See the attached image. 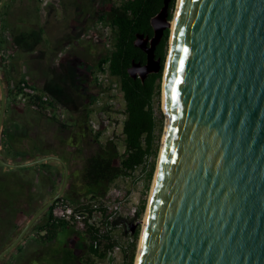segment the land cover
Here are the masks:
<instances>
[{
	"label": "water",
	"instance_id": "water-1",
	"mask_svg": "<svg viewBox=\"0 0 264 264\" xmlns=\"http://www.w3.org/2000/svg\"><path fill=\"white\" fill-rule=\"evenodd\" d=\"M169 3L150 19V38L136 35L133 45L146 62H132L133 79L161 69L155 49L170 28ZM6 99L0 74V136ZM162 115L137 264H264V0H177ZM44 162L62 167L60 187L0 261L62 198L69 179L66 162L54 155L19 164L0 157L7 168Z\"/></svg>",
	"mask_w": 264,
	"mask_h": 264
},
{
	"label": "rangeland",
	"instance_id": "rangeland-1",
	"mask_svg": "<svg viewBox=\"0 0 264 264\" xmlns=\"http://www.w3.org/2000/svg\"><path fill=\"white\" fill-rule=\"evenodd\" d=\"M120 1L122 0H61V5L63 4L64 6L66 4L72 9H76L77 7L85 8L86 4V9L88 8L87 11L91 14L87 17L85 27L76 23L74 28L69 26V28L66 27L65 30L61 31L60 36L62 33H65L61 41L68 40L71 42L68 49H65V46H63L65 42L54 41V39L59 38V33L53 35L54 32H51L50 29L47 28V32L46 28L43 29L40 21L43 15V8L37 5L38 12L35 11V13L38 15L37 26L38 33L39 35L41 34L40 38L36 39L37 41L30 38L29 44L22 45L23 47L20 50L13 51L12 55L13 60L19 59L21 61V73L19 75L13 74L14 76L11 79H35L37 80L35 84L39 85V87L44 82L48 83L49 86L46 85L44 88L50 94V97L53 98L57 112L53 114L56 117V121L49 120L46 116L36 114L28 109L25 116L16 114L15 116L20 117L24 124H22L23 127L19 123L16 124L19 134L17 132L12 133L11 131L10 135L14 137V141H17V146L14 143L12 145L8 142V148H6L7 155L13 161L33 158L44 153H52L58 157L62 156V158H65L64 161L68 165L69 179L64 196L72 197L69 204L73 205V203H76V207L83 203L88 204L87 200L90 199L89 196H86V190L84 189L83 174L85 160L97 154L98 145L113 135L116 138L119 151L122 152L121 128L119 126L114 127L113 130H108L107 133L102 134L101 137L96 139L97 136H94L90 129L93 116L92 114L90 115L91 109L89 107V105L91 106L93 95H97L98 93V89L92 80L93 74L97 73V61L99 58L109 54L113 46V35L108 23L105 21L100 23L98 17L100 15L105 17L109 7ZM12 3V0L5 1L1 9V12H3H0L1 16L11 8ZM42 3L45 5L49 4L50 0H42ZM176 4L177 0H175L172 9L170 22L173 20ZM46 10L54 11V8L49 5ZM54 14L59 15L60 13L56 10ZM75 18L77 19L78 17ZM170 32L171 29L169 28V36ZM25 33L29 37L32 31L26 30ZM52 43H54L53 46ZM168 53L169 37L163 69ZM45 75L51 79L44 81ZM81 75L83 76L82 80ZM162 81L163 76L160 88L162 87ZM39 87L37 88L39 89ZM10 89L12 90L13 88ZM11 94L8 95L5 102L6 116L4 125H7L6 123L8 122V112L13 111L14 107H19L15 97ZM153 109L156 123L153 153L147 159L146 164L136 168L130 176L114 181L109 186L104 198L89 202L93 206L104 205L105 202L108 203L109 207H114L118 204V210L116 215H114V219L118 217L126 221L120 222V225H116L111 229V235L117 243V249L115 248L112 254L108 255V259L103 260L102 264H127L131 254V244L133 243L131 232L133 231L134 233L138 229L132 261V264H135L142 223L146 214L159 148L165 128V119L162 115L161 89L160 95L153 100ZM60 124H65L67 128L61 129ZM66 140L70 142L68 145ZM21 141H26V144L23 145ZM152 165L153 173L151 178L148 179V173ZM62 174L63 169L58 164L55 165V170L39 166L5 168L0 165V185L8 188L9 201H14V196L19 197L18 200L22 199L21 201H16L17 206L12 208V216L16 217L19 210H25L23 204L27 202L29 205L28 209L24 212L23 217H19L20 222L27 221L33 214V211L46 198H49L54 192L58 191ZM12 190H19V192L17 191V194H14ZM143 203L144 209L138 216ZM8 211H10V208ZM72 223L75 222L72 221ZM73 229L75 232L71 229L67 231L70 235L67 237L72 238L71 233L81 237L82 226L77 224ZM35 234L36 232L29 233V236L7 258L0 261V264H56L51 256L56 253L58 254V251L63 246V238L59 234L57 242L53 241L41 246L34 240ZM81 239L83 240V244L78 249L77 254L79 257L81 255V259L83 260L85 258L86 242H84L82 237ZM20 249H23V251L18 252ZM33 252L35 256L31 257V253ZM32 258L39 259V262L32 261Z\"/></svg>",
	"mask_w": 264,
	"mask_h": 264
},
{
	"label": "trees",
	"instance_id": "trees-1",
	"mask_svg": "<svg viewBox=\"0 0 264 264\" xmlns=\"http://www.w3.org/2000/svg\"><path fill=\"white\" fill-rule=\"evenodd\" d=\"M174 4L175 0H170L168 8L169 21L172 18ZM162 5L163 0H122L115 5H111L105 17L102 15L98 17L100 23L103 21L108 23L113 35L112 51L98 59L96 72L107 70L110 76L117 77L120 82V90L125 103V119L122 123V152L119 151L117 142L107 140L105 144L98 145L97 154L85 160L83 174L84 189L86 190V196H89L90 199L87 200L88 204L83 203L77 207L76 203L72 202L73 205H71L74 213L86 214L89 212L91 214L90 211L93 205L89 204L90 201L104 198L109 186L114 181L130 176L136 168L145 165L147 159L153 153L154 131L156 127L153 100L160 95L169 29L164 31L163 37L155 49V57L160 58L161 63V69L157 74H149L141 81L138 78H131L127 73V69L131 66L132 62L140 63L141 65L145 64V54L136 48L133 43L137 34L148 36L149 38L152 36L150 19L159 12ZM1 13L0 20L2 18ZM6 92L7 97L10 93L15 97L14 89H7ZM50 98V101L47 103L48 106H56L53 98ZM46 117L49 120L56 121V117L53 115ZM60 127L61 129L67 128L65 124H60ZM2 132L3 130H1V135H3ZM54 156L57 155L54 154ZM59 157L61 158L62 156ZM54 164L57 165L55 162H44L35 166L55 170ZM152 170L153 165L148 173V179L152 176ZM71 198L63 196L57 202L66 201L70 203ZM54 205L31 229V232H36L35 235L41 243H50L60 233L69 229L74 231L73 227L77 225V223L52 218L51 213ZM143 209L144 203L141 205L138 216ZM123 221V219L117 217L109 222V226L114 228V226L120 225V222ZM16 228L19 229V227ZM14 231L17 233L16 229ZM80 234L84 242H86L85 258L82 260L81 255L80 257L78 254L73 256L71 251L64 250L62 252V264H100L98 262H103L108 257V253L117 247V243L111 235V230L106 229L100 232L95 226H90L85 222ZM131 236L133 243L131 244V254L127 264H132L133 261L138 229L134 233H131ZM75 260H77V263Z\"/></svg>",
	"mask_w": 264,
	"mask_h": 264
},
{
	"label": "crops",
	"instance_id": "crops-1",
	"mask_svg": "<svg viewBox=\"0 0 264 264\" xmlns=\"http://www.w3.org/2000/svg\"><path fill=\"white\" fill-rule=\"evenodd\" d=\"M40 1L12 0L13 3L11 5V8L9 7L10 9H8V11H6L4 15H2V18L0 20V74L6 90L7 89L10 90V88H13L18 81L25 80V78H16L15 80L11 79V77L14 76L15 74L19 75V73H21V67H20L21 61L19 59H16V61L13 60L12 55H13V51L20 50L23 47L22 45H25L26 43L29 44L28 41L30 38H33L34 41H37L36 39L40 38L41 34L39 35L38 26H37L38 15L37 13H35V11L38 12L37 5L43 8L42 10L43 15L41 16L42 19L40 20L43 29L46 28V32H47V28L50 29L51 32H54L53 35H57L59 33L58 34L59 38L54 39V41L56 42H60L62 38L65 36V33H62L61 36L60 33L61 31L65 30L66 27L69 28L70 26L74 28V25L76 23L81 24L85 27L86 20L88 19L87 17L91 15L89 14V11H87L88 8L86 9L87 7L86 4H85V8L77 7L76 8L77 10L68 7V5L66 4H64V6L63 4L61 5V7H64V9L60 7L57 10L53 7L55 12L57 10L60 13L59 15H55L54 11L46 10V8L51 4L45 5L42 3V0ZM75 17L78 18L76 19ZM26 30L32 31L33 35H31L32 34L31 33L30 36L27 37L25 33ZM61 42L63 43L65 42L63 45L65 46V49H68L70 47L71 42H69L68 40L65 41L63 40ZM54 43H52V46ZM35 45L37 46V44ZM32 48L35 49L34 46H32ZM48 77L49 76L45 75L44 81H48L49 79H51ZM25 81L29 82L36 88L39 87V85L35 84V82H37V80L35 79H26ZM46 85L49 86L48 83L46 84V82H44V84H41V86L39 87L40 90L38 88L37 89L41 92L47 93L44 88V86ZM61 85L63 86V84ZM14 108L15 109L13 111L8 112L7 114V118H8V122L6 123L7 125H4L5 116H6L4 115L3 124H2L3 135L0 136V157L7 163L19 164V163H26L28 161L35 160L45 155H54L52 153H44L36 157L33 158L30 157L21 161L10 160L9 156L7 155L8 152H6L7 151L6 148H8V142H10L12 145L13 143L14 144L17 143V141H14L13 139L14 137L10 135L11 131L12 133L17 132L19 134L18 127L16 124L19 123L21 127H23L22 124H24V122H22L20 117H16L15 115L21 114L25 116L26 112H28L27 109H24L22 107H14ZM25 142L26 141H21L23 145L26 144ZM68 143L70 142L67 141V145Z\"/></svg>",
	"mask_w": 264,
	"mask_h": 264
},
{
	"label": "built area",
	"instance_id": "built-area-1",
	"mask_svg": "<svg viewBox=\"0 0 264 264\" xmlns=\"http://www.w3.org/2000/svg\"><path fill=\"white\" fill-rule=\"evenodd\" d=\"M55 9L60 8V0H50V3ZM95 85L98 89V93L93 99L90 111L93 116L90 129L96 139L101 137L102 134L107 133L108 130H113L114 127L121 128L125 119L124 109L125 103L123 95L120 90V82L117 77L110 76L107 70L97 72L95 75ZM15 93V99L19 107L28 108V110L39 113L44 116H51L56 114V106L49 107L48 102L50 96L47 93L39 91L29 82L25 80L18 81L13 87ZM112 116V117H111ZM116 142V138L113 136L106 139ZM101 143V142H100ZM118 205V204H117ZM109 207L105 202L101 206H93L91 214L74 213L73 207L66 201H60L56 203L52 209V217L57 220H73L77 224L82 225L87 222L90 226H95L99 231L103 232L106 229L111 230L109 222L112 221L113 216L116 215L118 207ZM117 249V248H116ZM112 254V252L108 253ZM108 259V257H106ZM102 264V262H98Z\"/></svg>",
	"mask_w": 264,
	"mask_h": 264
},
{
	"label": "flooded vegetation",
	"instance_id": "flooded-vegetation-1",
	"mask_svg": "<svg viewBox=\"0 0 264 264\" xmlns=\"http://www.w3.org/2000/svg\"><path fill=\"white\" fill-rule=\"evenodd\" d=\"M60 7H61V0H60ZM62 8V7H61ZM106 67V66H105ZM79 75V74H78ZM95 75H96V73H95ZM95 75H93L92 76V79H93V83H94V85H95ZM77 76V75H76ZM82 78H83V76L81 75V80H82ZM96 86V85H95ZM48 94V93H47ZM49 95V94H48ZM95 96H96V94L95 95H93V98H92V100H91V103H92V101H93V99L95 98ZM89 107H90V105H89ZM90 115H91V111H90ZM62 158V157H61ZM63 160H65V158H62ZM66 162V161H65ZM68 166V165H67ZM60 183H61V181H60ZM60 187V186H59ZM13 191V193L15 194H17V191L19 192V190H12ZM56 192H54V194H55ZM53 194V195H54ZM8 195H9V190H8V188H5V187H3L2 185H0V252L6 247V246H8L11 242H12V240L17 236V234L20 232V230H21V228L23 227V225L27 222V221H25V222H20L19 220H20V216L21 217H23V214H24V212L28 209V207H29V205L27 204V202H25L24 204H23V206H24V209L25 210H19L18 212H17V215H16V217H14V216H12L13 214H12V208L14 207V206H17V200H18V198L19 197H17V196H14V201H9V199H8ZM52 195V196H53ZM52 196H50V197H52ZM16 198V199H15ZM47 199V198H46ZM22 199H20V200H18V201H21ZM24 200V199H23ZM26 200H27V197H26ZM46 201V200H45ZM44 201V202H45ZM43 202V203H44ZM42 203V204H43ZM56 203H58V202H56ZM55 203V204H56ZM41 204V205H42ZM10 206V207H9ZM9 208H10V211H8L9 210ZM18 216V217H17ZM31 217V216H30ZM29 217V218H30ZM28 218V219H29ZM42 219V218H41ZM36 225V224H35ZM16 227H19V229H17ZM5 229V230H4ZM14 229H16V232L17 233H15V231H14ZM16 235H15V234ZM29 233H32L31 231L29 232ZM15 235V236H14ZM71 235L73 236L72 238L70 237H67V236H70L69 235V232H67V231H65V232H62V233H60V236H61V238H63V246H62V248L60 249V251H58V254L56 253V254H54V255H52L51 257L54 259V261L56 262V264H62V258H63V254H62V252H64V250H69V251H71L72 252V255L73 256H76L77 255V251H79L78 249H80V247H81V245L83 244L82 242H83V240L81 239V237H78L76 234H73V233H71ZM29 236V234L26 236V238ZM25 238V239H26ZM58 238H59V236H57V238L55 239V240H53V241H56L57 242V240H58ZM34 240H36V242L39 244V245H41V246H43V245H45V244H47V243H41L40 241H38V239H37V236L35 235V237H34ZM52 241V242H53ZM18 247V246H17ZM22 252L23 251V249H20L18 252ZM9 256V255H8ZM7 256V257H8ZM35 255H34V252L33 253H31V257H34ZM7 257H5V258H7ZM4 258V259H5ZM3 260V259H2ZM1 260V261H2ZM32 261H38L39 262V259H36V258H32ZM75 262L77 263V260H75Z\"/></svg>",
	"mask_w": 264,
	"mask_h": 264
},
{
	"label": "bare ground",
	"instance_id": "bare-ground-1",
	"mask_svg": "<svg viewBox=\"0 0 264 264\" xmlns=\"http://www.w3.org/2000/svg\"><path fill=\"white\" fill-rule=\"evenodd\" d=\"M175 11H176V9H175ZM174 16H175V12H174ZM173 21H174V17H173V20L170 22V29H171V32L170 33H172V26H173ZM164 68H165V66H164ZM163 72H164V69H163ZM163 72H162V76H163ZM163 82V81H162ZM161 97H162V87H161ZM163 134H164V132H163ZM162 141V140H161ZM58 157V156H57ZM68 175H69V173H68ZM62 176H63V174H62ZM153 183H154V181H153ZM152 186H153V184H152ZM66 190V189H65ZM57 192V191H56ZM151 192H152V187H151V191H150V195H151ZM65 193V192H64ZM64 196V195H63ZM62 196V197H63ZM50 198V197H49ZM149 199H150V197H149ZM148 203H149V200H148ZM148 205V204H147ZM55 207V206H54ZM148 207V206H147ZM146 212H147V208H146ZM52 215V214H51ZM145 216H146V214H145ZM145 216H144V219H143V223H142V229H143V227H144V223H145ZM43 218V217H42ZM53 218V217H52ZM57 220V219H56ZM112 220H114V216H113V219ZM64 221H68V222H71L72 223V221H74L75 223H76V221L75 220H73V218H72V221H70V219L69 220H65L64 219ZM81 226H83V224L81 225ZM131 233H133V232H131ZM139 244H140V242H139ZM138 252H139V246H138V251H137V255H136V260H135V264H137V258H138Z\"/></svg>",
	"mask_w": 264,
	"mask_h": 264
}]
</instances>
